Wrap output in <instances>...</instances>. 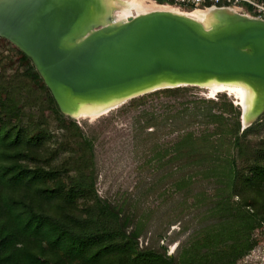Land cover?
Segmentation results:
<instances>
[{"label": "trees", "instance_id": "obj_1", "mask_svg": "<svg viewBox=\"0 0 264 264\" xmlns=\"http://www.w3.org/2000/svg\"><path fill=\"white\" fill-rule=\"evenodd\" d=\"M1 40L39 87L51 114L64 118L31 60ZM13 80L0 84V112L10 116L20 107L16 96L22 88ZM200 103L203 108L169 119V133H181L149 162L157 160L160 169L168 165L165 179L177 191L200 183L211 192L203 188L189 204L185 195L182 216L166 224L163 220L147 246L140 245L148 224L144 216L124 214L98 196L90 140L78 132L68 159L55 162L63 142L47 143V125L31 115L24 116L23 126L19 120L11 129L1 124L0 264H237L253 248V232L264 227V137L254 135L260 118L241 130L239 108L226 97ZM152 126L156 122H146L142 132ZM192 126L200 128L188 130ZM175 223L179 233L190 232L169 254L167 232Z\"/></svg>", "mask_w": 264, "mask_h": 264}, {"label": "water", "instance_id": "obj_2", "mask_svg": "<svg viewBox=\"0 0 264 264\" xmlns=\"http://www.w3.org/2000/svg\"><path fill=\"white\" fill-rule=\"evenodd\" d=\"M220 9L208 30L163 11L104 27L97 0H0V38L31 60L60 113L71 119L77 120L79 100L116 108L169 87L164 84L195 87L214 78L256 91L245 123L235 105L245 130L264 113V20Z\"/></svg>", "mask_w": 264, "mask_h": 264}, {"label": "rangeland", "instance_id": "obj_3", "mask_svg": "<svg viewBox=\"0 0 264 264\" xmlns=\"http://www.w3.org/2000/svg\"><path fill=\"white\" fill-rule=\"evenodd\" d=\"M151 1L159 4V1L164 0ZM207 2L211 4L208 7H218L214 0H188L185 2L166 0L160 4L190 11V7L203 9ZM221 2L222 6L220 7H235L241 14L258 17L254 8L248 4L233 3L228 0ZM17 58L12 49L0 38V84H7L13 78L15 86H22L16 96L20 100V107L12 116L8 115L6 111L0 112V125L4 124L8 129H11L19 120L20 125L23 126L28 120L26 118L28 115H31L38 123L47 125L49 132L47 143L52 146L55 143L63 142L55 162L68 159L71 155L70 151L73 149L71 141L78 136V132L85 139L90 140L94 152L92 182L100 199L121 207L124 214L144 216V220L148 221L146 234L140 238L141 246L152 243L151 237H155L153 233L158 225L162 224L161 222L164 223L163 220L166 224V222L174 221L178 216H182L184 212L181 213V205L185 195H188L187 202L189 204L203 188L206 187V192H211L210 187L205 186L207 184H203L202 187L200 183L191 187V190L187 188L177 191L170 186L167 182L168 179H165V176L170 174L168 165L166 168L160 169L157 160L151 162L149 160L155 152L162 150L170 142L176 141L181 133H169L171 117L183 116L195 107L203 108L201 100H217L223 96L235 106L236 104L230 96L220 93L211 99L206 96L205 90L187 86L175 88L172 90L173 93L166 95L156 96L150 93L152 95L147 94L132 99L93 121L89 119L74 120L64 115V118L58 119L48 110L41 90L26 77L25 69L19 65ZM142 97L146 98L141 100ZM131 101L137 103L131 105ZM19 110L22 111V118ZM40 110H44L43 116L47 121L41 117ZM259 118L257 131L254 132V135L263 138L264 113ZM148 121L156 122V126L142 132L141 127L145 126ZM198 128L200 127L192 126L188 130L198 131ZM155 129H160L156 135L146 133L153 132ZM193 211V209L190 210L191 213ZM179 231L180 226L175 223L170 227V232H167L169 239L165 244L171 254L183 241L187 240L190 232L187 230L184 233H179ZM153 239L158 240L157 238ZM251 239L254 244L253 248L237 264H264V227L255 230Z\"/></svg>", "mask_w": 264, "mask_h": 264}, {"label": "bare ground", "instance_id": "obj_4", "mask_svg": "<svg viewBox=\"0 0 264 264\" xmlns=\"http://www.w3.org/2000/svg\"><path fill=\"white\" fill-rule=\"evenodd\" d=\"M102 7L103 18L100 23L104 27L115 26L127 22L130 18H135L141 15L149 14L156 11L169 12L178 16L188 17L202 26L203 29H210L216 24V20L213 17V13L217 11V8H221L219 11L229 14H239L244 17L253 18L247 14H241L235 7H204L203 9H193L190 11H184L177 7L170 5H161L151 0H97ZM256 18V17H254ZM261 19V18H258ZM264 20V19H262ZM90 31V30H89ZM165 88L175 89L176 86H170L164 84ZM161 86V85H160ZM182 86V85H180ZM195 87L205 90V94L208 98H214L217 94L225 93L232 98L236 105H241L245 119H248L252 109L255 106L256 91L250 85L245 82L237 80L221 81L216 79H210L196 85ZM76 103V100L73 101ZM78 105V112L75 114V118L89 119L91 121L106 115L108 109L114 108L117 104H111L104 107V104L100 100H79L76 103ZM120 107V106H118ZM116 107V108H118ZM114 108V109H116ZM112 109V110H114Z\"/></svg>", "mask_w": 264, "mask_h": 264}, {"label": "built area", "instance_id": "obj_5", "mask_svg": "<svg viewBox=\"0 0 264 264\" xmlns=\"http://www.w3.org/2000/svg\"><path fill=\"white\" fill-rule=\"evenodd\" d=\"M164 1H166V0H164ZM180 1L185 2L188 0H180ZM214 1H215V4H218L222 0H214ZM228 2H233V3L242 2L243 4H248V5L252 6L254 8V10L257 12L258 18L263 19V17H264V0H228Z\"/></svg>", "mask_w": 264, "mask_h": 264}]
</instances>
